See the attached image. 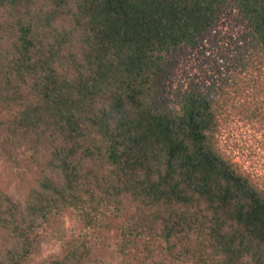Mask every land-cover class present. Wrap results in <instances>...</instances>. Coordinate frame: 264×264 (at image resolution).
<instances>
[{
	"label": "trees",
	"instance_id": "trees-1",
	"mask_svg": "<svg viewBox=\"0 0 264 264\" xmlns=\"http://www.w3.org/2000/svg\"><path fill=\"white\" fill-rule=\"evenodd\" d=\"M232 5L264 51V0H0V177L31 179L0 181V264H264V189L219 147L215 89L170 95Z\"/></svg>",
	"mask_w": 264,
	"mask_h": 264
},
{
	"label": "rangeland",
	"instance_id": "rangeland-1",
	"mask_svg": "<svg viewBox=\"0 0 264 264\" xmlns=\"http://www.w3.org/2000/svg\"><path fill=\"white\" fill-rule=\"evenodd\" d=\"M242 19L235 5L227 9L205 45L182 58L170 95L175 103L189 89L213 87L221 111L219 147L264 189V51ZM30 180L26 172L12 169H5L0 177L1 185L21 199L28 198ZM67 226L71 231L75 223L67 218ZM117 233V229L110 231L111 244L115 245ZM60 252L61 245L44 242L40 255L47 258ZM101 257L109 264L121 260L110 246L103 249Z\"/></svg>",
	"mask_w": 264,
	"mask_h": 264
}]
</instances>
